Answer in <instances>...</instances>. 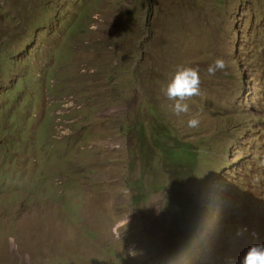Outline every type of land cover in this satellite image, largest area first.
Segmentation results:
<instances>
[{
    "label": "rangeland",
    "instance_id": "obj_1",
    "mask_svg": "<svg viewBox=\"0 0 264 264\" xmlns=\"http://www.w3.org/2000/svg\"><path fill=\"white\" fill-rule=\"evenodd\" d=\"M179 66L201 84L177 116L162 89ZM154 111L201 157L187 209L167 208L179 190L138 201L131 186L151 169L137 132L153 135ZM263 150L264 0H0V264L210 262L198 226L256 203L243 192Z\"/></svg>",
    "mask_w": 264,
    "mask_h": 264
},
{
    "label": "clouds",
    "instance_id": "obj_2",
    "mask_svg": "<svg viewBox=\"0 0 264 264\" xmlns=\"http://www.w3.org/2000/svg\"><path fill=\"white\" fill-rule=\"evenodd\" d=\"M226 68L225 59L217 57L207 67V73L214 76L217 71H225ZM200 84L198 67L179 66L177 68L171 81L166 85V88L162 89L169 100L175 101L172 105L175 115L179 116L189 112V105L186 101L200 94ZM187 123L189 128H196L199 125V119L193 115ZM252 165L255 181L254 183L249 182L250 189L244 190L243 193L254 196L256 203L254 205L241 204L236 212L239 215H236L235 220L221 221L202 231L203 227L199 225L196 233V238L206 232H210L211 235H214L215 232L222 234L223 241L214 246V250L221 261L223 257L226 258V264H264V161H255L252 162ZM221 191L219 190L216 195H213L214 199L211 198L209 201L210 204L215 203L214 210H218L221 205L219 200ZM221 207L225 210L222 205ZM220 215L219 212L218 216ZM233 223V227L228 229ZM237 225L243 226L238 227L235 231L234 228ZM127 254L135 258L141 253L135 245H132Z\"/></svg>",
    "mask_w": 264,
    "mask_h": 264
},
{
    "label": "trees",
    "instance_id": "obj_3",
    "mask_svg": "<svg viewBox=\"0 0 264 264\" xmlns=\"http://www.w3.org/2000/svg\"><path fill=\"white\" fill-rule=\"evenodd\" d=\"M158 118L162 122L155 121L156 130L152 136L148 138L142 137L143 129L138 130L137 142L140 153L143 155L144 160L151 165V169H145L141 173V178H137V181L132 182L131 186H134L140 194V201L142 195H144V188L146 185L150 190H164L168 189L169 192L180 191L179 197H185V200L171 198L167 200V208H188V192L186 185L188 184L190 171L194 172L197 164L201 160L199 152L193 149L192 144L181 143L179 139L174 140L171 136L170 127L165 124V119L162 115L154 111ZM133 124L125 127V132L131 134L133 131ZM155 161L160 162L165 171L168 173L170 181L164 182L163 180H155L154 175L157 174L158 168L156 167ZM146 170L150 174L147 180L144 178L146 176ZM142 193V194H141ZM183 194V195H182ZM234 223L229 226L228 229L232 228ZM243 225L235 226L234 230ZM200 240L201 245L197 249L199 250V255L202 260L211 259V261L202 262V264H226V258L223 257L221 261L218 254L215 253L212 235L210 232H206L204 235L198 236L196 241ZM192 250H194L192 248Z\"/></svg>",
    "mask_w": 264,
    "mask_h": 264
}]
</instances>
